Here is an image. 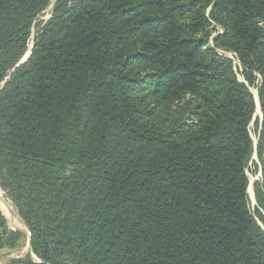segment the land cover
<instances>
[{"label":"trees","instance_id":"16d2710c","mask_svg":"<svg viewBox=\"0 0 264 264\" xmlns=\"http://www.w3.org/2000/svg\"><path fill=\"white\" fill-rule=\"evenodd\" d=\"M0 190L9 264H264V0H0Z\"/></svg>","mask_w":264,"mask_h":264},{"label":"rangeland","instance_id":"374dc122","mask_svg":"<svg viewBox=\"0 0 264 264\" xmlns=\"http://www.w3.org/2000/svg\"><path fill=\"white\" fill-rule=\"evenodd\" d=\"M52 7L53 5L51 4L47 10H45V12L40 15L39 17H37V19L34 21L33 25H32V29H31V33H30V37L27 43V52L24 55V57L22 58V60H24L25 56L29 53L31 47H32V41L34 36L36 35L37 31L41 28V26L50 18L51 14H52ZM21 60V61H22ZM236 66L240 67L239 63L236 62ZM238 67V68H239ZM235 73L238 75V79L240 81H242V78L240 77L239 73H237L238 69H234ZM250 92L254 97L255 100V114L253 117V121L257 118H260V107H259V100L257 97V90L256 88H250ZM190 100H193L192 97H189ZM153 103V101H151ZM181 106H183L182 103H179L178 105H174V110L179 109ZM197 103L196 101H194V104L191 105V109L190 111L192 113H196L198 110L196 108ZM252 121V122H253ZM251 134H252V139L254 141V145H256V135L254 133V128L253 126L251 127ZM256 156L255 154L253 155L252 160H255ZM261 175L260 173H258L256 176H250V185L248 187V198H249V208L250 211L253 213L254 209L256 208V204L254 201V195H253V189H252V183L254 181H256L258 178H260ZM0 201H2L5 206L8 208V213H7V217H4L1 213V215L4 217L5 219V224L2 227V229L0 230V232L4 231V230H11V231H19L22 234V238L19 241L18 244H16L15 246L11 247V248H7V249H3L0 251V264H9V262L12 259H17V258H22L24 257L27 252L29 251V240H28V236L29 233L27 232V229L25 228L24 224L22 223V221L20 220V218L18 217L16 211L14 210L11 202L9 201V199L7 198V195L5 192L0 190ZM259 225L264 229V220L263 221H258Z\"/></svg>","mask_w":264,"mask_h":264},{"label":"crops","instance_id":"0c3cea01","mask_svg":"<svg viewBox=\"0 0 264 264\" xmlns=\"http://www.w3.org/2000/svg\"><path fill=\"white\" fill-rule=\"evenodd\" d=\"M0 213L4 216L7 217V213H8V208L5 206V204L0 201Z\"/></svg>","mask_w":264,"mask_h":264},{"label":"water","instance_id":"95a60500","mask_svg":"<svg viewBox=\"0 0 264 264\" xmlns=\"http://www.w3.org/2000/svg\"><path fill=\"white\" fill-rule=\"evenodd\" d=\"M29 55H30V51H29V53L25 56L24 60H22V61L20 62V64H21L23 61H25V60L29 57ZM28 240H29V236H28ZM28 246H29V245H28Z\"/></svg>","mask_w":264,"mask_h":264},{"label":"built area","instance_id":"2783aa9c","mask_svg":"<svg viewBox=\"0 0 264 264\" xmlns=\"http://www.w3.org/2000/svg\"><path fill=\"white\" fill-rule=\"evenodd\" d=\"M235 61V60H234Z\"/></svg>","mask_w":264,"mask_h":264}]
</instances>
